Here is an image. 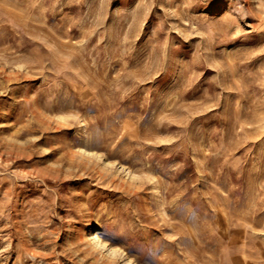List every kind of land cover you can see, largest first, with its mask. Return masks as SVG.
Instances as JSON below:
<instances>
[{
    "label": "rangeland",
    "instance_id": "obj_1",
    "mask_svg": "<svg viewBox=\"0 0 264 264\" xmlns=\"http://www.w3.org/2000/svg\"><path fill=\"white\" fill-rule=\"evenodd\" d=\"M0 264H264V0H0Z\"/></svg>",
    "mask_w": 264,
    "mask_h": 264
},
{
    "label": "bare ground",
    "instance_id": "obj_2",
    "mask_svg": "<svg viewBox=\"0 0 264 264\" xmlns=\"http://www.w3.org/2000/svg\"><path fill=\"white\" fill-rule=\"evenodd\" d=\"M97 233H98V230L94 233L95 237H98Z\"/></svg>",
    "mask_w": 264,
    "mask_h": 264
}]
</instances>
